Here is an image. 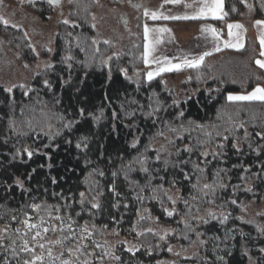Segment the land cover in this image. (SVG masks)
I'll use <instances>...</instances> for the list:
<instances>
[{
    "label": "trees",
    "instance_id": "trees-1",
    "mask_svg": "<svg viewBox=\"0 0 264 264\" xmlns=\"http://www.w3.org/2000/svg\"><path fill=\"white\" fill-rule=\"evenodd\" d=\"M123 1L105 0L112 6ZM96 3L70 0L74 24L60 25L53 65L30 91L0 87V226L15 229L31 216L56 217L73 227L90 224L99 239L112 230L134 235L142 214H151L173 226L174 234L166 242L148 235L135 253L120 248L116 264H159L170 256L169 245H192L199 234L195 255L176 264H249V253L264 264V217H241L244 203L264 195V101L228 100L229 94L264 87L253 62L257 42L247 38L234 54L251 59L256 78L243 85L206 64L191 68L189 84L198 91L176 104L163 78L177 73L136 82L123 72L144 69L142 24L139 42L120 55L108 43H95ZM33 6L46 20L54 4ZM253 8L255 19L264 20V0H253ZM245 9L241 0H225V18L216 24L240 21ZM23 56L33 59L29 51ZM171 129L178 131L177 145L187 147L164 163L151 147ZM174 187L182 191L181 210L170 219L166 194ZM210 207L219 213L199 221ZM22 245L17 237L2 249L0 264L31 261Z\"/></svg>",
    "mask_w": 264,
    "mask_h": 264
},
{
    "label": "rangeland",
    "instance_id": "rangeland-1",
    "mask_svg": "<svg viewBox=\"0 0 264 264\" xmlns=\"http://www.w3.org/2000/svg\"><path fill=\"white\" fill-rule=\"evenodd\" d=\"M40 1L48 0H2L0 2V16L9 21L7 25L0 21V87L5 88L8 92H12L16 88H22L26 92L31 90L33 80L53 65L52 58L60 25L65 20L69 22L67 24H74L70 17V6H68L70 0H59V3H53L52 13L46 20L35 11L33 6L34 3ZM96 2L97 6L92 14V24L95 29L97 45L100 43L112 45L116 53L115 56H117L123 53L128 46L139 42L141 38L139 29L144 22L143 9L146 7L140 6L143 0H124L118 6H112L105 0H96ZM159 11L163 13L164 10H157L155 7L153 12L157 14L160 13ZM153 34L156 33L149 34V37H152ZM28 51L33 56L32 61H27L23 56ZM249 60L251 59L231 55L226 59H216L214 64L208 67L215 75L227 74L231 80L244 85L250 76L253 75L255 78L258 76V73L254 74L250 67ZM148 71L150 72L151 68ZM123 72L125 75L133 77L136 82H141L143 79L149 80L144 69H138L132 75L126 69ZM190 77V72L186 71L163 78L165 86L173 91L176 104H180L188 96L198 91L189 84ZM177 133L178 131L175 129L163 131L152 143L151 148L158 161L171 163L173 153L179 152L182 147H187L177 145ZM166 196L168 203L165 213L168 218L172 219L180 213L182 191L180 188L174 187L167 192ZM94 203L99 204L96 200ZM169 212H172L173 215L169 216ZM218 213V209L210 207L199 215L198 219L202 221ZM241 217L250 221L264 217V195L260 199L244 203L241 208ZM35 218L31 216L27 220L31 224L38 225L40 236L35 240L32 237L35 236L37 229H29L25 223L15 229L9 226H0V251L4 248H11L12 243L19 237L22 239V244L25 240L28 241V247L33 250L32 255L44 257L43 261H38L37 264H61V260H70L72 264H86V262L87 264H116L120 248L126 251L132 249L129 252L135 253L141 248L143 240L148 235L153 234L159 241L166 242L175 232L173 226L159 221L151 214H142L143 220L137 226L134 235H123L112 230L106 231L99 239L94 237L93 227L90 224L73 227L56 217L37 218L35 216ZM85 227L87 231H85ZM44 228H47L48 231L44 232ZM65 238H71L73 241L67 244ZM202 241V236L199 234L196 243L192 245H169L170 256L162 259L159 264H176L179 258H192ZM40 244H44L45 247L41 249ZM49 249H51L52 257L55 258L54 261L48 256ZM262 249L264 246L259 247L264 255ZM248 256L249 264H257L256 259L250 253Z\"/></svg>",
    "mask_w": 264,
    "mask_h": 264
},
{
    "label": "crops",
    "instance_id": "crops-1",
    "mask_svg": "<svg viewBox=\"0 0 264 264\" xmlns=\"http://www.w3.org/2000/svg\"><path fill=\"white\" fill-rule=\"evenodd\" d=\"M241 1L246 7L242 19L234 23L228 22L224 24L223 27H220L216 22L223 21L225 18V0H223V9L219 13V16L222 18L208 16L207 18L199 19H184L183 17L194 15L201 6V0H196L193 7H187L188 4H193V0H143L140 6H146L143 9L144 22L142 24L144 50L146 51V47L152 49L148 55L149 61L159 60L162 62L161 64L155 62L145 63L144 71L148 73V70L151 68V72L155 73L158 67L179 64L181 65L180 69L161 72L159 75H154L153 78L172 73L182 74L191 69L184 64L185 59H198L205 53H210V55L204 56L201 65L206 64L210 66L214 64L216 59H226L234 55L235 52L244 49L247 44V38L251 37L257 42L259 47L258 57L253 61L254 66L262 71L261 74L264 77V68H261L256 63L257 60L264 61V56H261L264 47H262L260 43V38L264 35V25H258L256 23L258 19H255L253 0ZM155 7H157V10H164L163 13L160 11V13H157L158 17L169 18L152 19L151 13H153ZM146 12L148 13L147 15L145 14ZM259 21L264 20L259 19ZM235 24L242 25L243 27L240 29L229 28V25ZM145 25H147L149 29L166 28L169 31L162 33L150 31L146 37L144 34ZM212 29H215V32H213ZM229 32L232 33L231 36ZM152 33L156 34L149 37V34ZM156 41L159 42L157 43ZM225 42L228 44H242V47H228L225 46ZM255 88L240 94L248 95Z\"/></svg>",
    "mask_w": 264,
    "mask_h": 264
},
{
    "label": "snow or ice",
    "instance_id": "snow-or-ice-1",
    "mask_svg": "<svg viewBox=\"0 0 264 264\" xmlns=\"http://www.w3.org/2000/svg\"><path fill=\"white\" fill-rule=\"evenodd\" d=\"M0 2H2V0H0ZM48 2H49V4L59 3V0H48ZM195 3H196V0H193V4H188L187 7H193ZM222 9H223V0H201V6L198 8L197 12L194 15L190 16V17L189 16H185L183 18L184 19H189V18H191V19H199V18H207L208 16H213V17H216V18H222V17L219 16V13L222 11ZM145 14L147 15L148 13L146 12ZM151 18L155 20L157 18L167 19L169 17H158L157 14L155 12H153V13H151ZM172 18H180V17H172ZM0 21H2L5 25H7L9 23V21L4 19L2 16H0ZM64 23L67 24L69 22L67 20H65ZM256 23L258 25H264V21H259L258 20ZM242 27L243 26L239 25V24L229 25L230 29H232V28L240 29ZM150 31H156V32H161L162 33V32H167L169 30L166 29V28L149 29L147 27V25H145L144 34H145L146 37L148 36V33ZM212 31L215 32V29H212ZM229 35L231 36L232 33L229 32ZM156 42L158 43L159 41H156ZM260 43H261V46L264 47V35L261 36ZM225 46H228V47H242V44H238V43L237 44H228L227 42H225ZM151 50L152 49L146 47L145 56H144V62L146 64L151 63V62H155L157 64H161L162 62L159 61V60H156V61H149L148 60V55H149ZM207 55H210V53H205L204 55L200 56L198 59H185L184 64L187 67H189V68H198L203 63L204 56H207ZM261 56H264V51L261 52ZM256 63L261 68H264V61L257 60ZM180 67H181V65H179V64L164 65V66L158 67L156 69L155 73H153L151 71L148 72L147 76H148V79L151 80L154 75H159L161 72L172 71L174 69L178 70V69H180ZM45 84H47V81H45ZM228 99L230 101H264V88L256 87L248 95H229ZM209 135H211V133H209ZM77 147H80V145L77 144ZM31 155H32V153L28 152V156L31 157ZM17 182L19 183V181H17ZM204 187L208 188L209 185H205ZM80 195L83 197L84 193H81ZM32 207L36 208V209H39L40 205H33ZM93 207H99V205L98 204H94ZM168 215L171 216V215H173V213L169 212ZM24 223L27 224L29 229H37V231L35 233V236L32 237L33 240H35L36 237L40 236V231L38 229V225L31 224L27 220ZM43 231L47 232L48 229L44 228ZM85 231H87L86 227H85ZM97 246H99V245H97ZM39 247L41 249H43L45 247V245L44 244H40ZM22 250L26 251V252H32L33 251L32 249H30L28 247V241L27 240L24 241ZM131 250L132 249H129V251H131ZM262 251H264V249H262ZM48 256H49V258L51 260L54 261L55 258L52 257L51 249L48 250ZM43 259H44V257L42 255L33 254V259L31 261H25L24 264H37L38 261L42 262ZM117 259H119V258L117 257ZM61 264H72V262L70 260H61ZM86 264H87V262H86Z\"/></svg>",
    "mask_w": 264,
    "mask_h": 264
}]
</instances>
